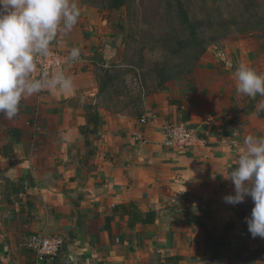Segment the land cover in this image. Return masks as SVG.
I'll return each instance as SVG.
<instances>
[{"label":"crops","instance_id":"crops-1","mask_svg":"<svg viewBox=\"0 0 264 264\" xmlns=\"http://www.w3.org/2000/svg\"><path fill=\"white\" fill-rule=\"evenodd\" d=\"M78 6L77 24L51 44L80 50L81 62L58 69L72 91L44 89L12 120L0 115V264H264V238L245 222L253 201L226 203L234 185L220 176L248 135L264 136V97L237 94L235 77L241 63L264 73V37L204 57L183 84L132 110L103 100L98 70L114 48L101 14ZM179 123L202 143L166 146ZM38 234L63 240L56 258L37 260Z\"/></svg>","mask_w":264,"mask_h":264},{"label":"rangeland","instance_id":"rangeland-1","mask_svg":"<svg viewBox=\"0 0 264 264\" xmlns=\"http://www.w3.org/2000/svg\"><path fill=\"white\" fill-rule=\"evenodd\" d=\"M107 28L111 59L99 68L103 100L139 110L147 96L183 84L204 57L264 37V0H81ZM188 15L185 22L179 6Z\"/></svg>","mask_w":264,"mask_h":264},{"label":"clouds","instance_id":"clouds-1","mask_svg":"<svg viewBox=\"0 0 264 264\" xmlns=\"http://www.w3.org/2000/svg\"><path fill=\"white\" fill-rule=\"evenodd\" d=\"M80 15L78 0H0V115L12 120L22 99L44 89L72 91L73 80L63 70L33 74L38 59L52 54V42L71 32ZM79 57L74 47L68 59ZM235 77L237 94L264 97V73L241 63ZM258 107L264 108V101ZM243 143L236 167L227 178L220 175L234 185V194L224 200L237 205L251 197L254 207L245 222L253 238H264V136L248 135Z\"/></svg>","mask_w":264,"mask_h":264},{"label":"built area","instance_id":"built-area-1","mask_svg":"<svg viewBox=\"0 0 264 264\" xmlns=\"http://www.w3.org/2000/svg\"><path fill=\"white\" fill-rule=\"evenodd\" d=\"M52 54L48 57H40L38 59L37 70L39 76L43 71L53 73L55 70L62 69L66 66L78 64L82 61L79 57L77 61H69L68 56L70 52H63L53 46H51ZM143 124H146V120H142ZM164 144L170 148L186 149L192 146H198L202 143V140L197 135L194 129H191L185 123L171 124L165 129ZM64 242L61 238L55 236L35 235L30 240V248L35 252L38 261L45 259L56 258L62 248ZM210 256H206L208 260Z\"/></svg>","mask_w":264,"mask_h":264},{"label":"trees","instance_id":"trees-1","mask_svg":"<svg viewBox=\"0 0 264 264\" xmlns=\"http://www.w3.org/2000/svg\"><path fill=\"white\" fill-rule=\"evenodd\" d=\"M125 4V1L124 0H113V3H112V8H116V9H119L121 8L123 5ZM179 6H180V9H181V12H182V16L183 18L185 19V22L189 23V18H188V15L187 13L185 12V10L183 9V6L181 4V2H179ZM101 91H103L101 89ZM98 122H99V117L96 115L95 116V119H94V123H95V128L92 130V133H97V125H98ZM147 223H152L154 221V218H150V217H147V219L145 220Z\"/></svg>","mask_w":264,"mask_h":264}]
</instances>
